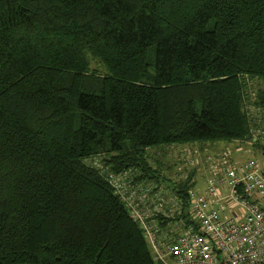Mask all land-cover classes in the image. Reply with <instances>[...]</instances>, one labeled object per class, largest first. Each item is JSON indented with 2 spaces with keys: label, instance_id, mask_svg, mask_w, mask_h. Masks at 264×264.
Listing matches in <instances>:
<instances>
[{
  "label": "trees",
  "instance_id": "1",
  "mask_svg": "<svg viewBox=\"0 0 264 264\" xmlns=\"http://www.w3.org/2000/svg\"><path fill=\"white\" fill-rule=\"evenodd\" d=\"M255 92L264 0H0V264H156L106 168L244 142Z\"/></svg>",
  "mask_w": 264,
  "mask_h": 264
},
{
  "label": "built area",
  "instance_id": "2",
  "mask_svg": "<svg viewBox=\"0 0 264 264\" xmlns=\"http://www.w3.org/2000/svg\"><path fill=\"white\" fill-rule=\"evenodd\" d=\"M252 96L243 106L250 123L243 143L259 149L249 151L248 160L215 168L216 176L198 191L190 177L183 196L180 184L166 188L157 178L143 179L140 171L117 174L106 168L108 183L141 229L156 264H264V104L256 92Z\"/></svg>",
  "mask_w": 264,
  "mask_h": 264
},
{
  "label": "rangeland",
  "instance_id": "3",
  "mask_svg": "<svg viewBox=\"0 0 264 264\" xmlns=\"http://www.w3.org/2000/svg\"><path fill=\"white\" fill-rule=\"evenodd\" d=\"M90 63L89 70L99 75L106 74V68L100 60L93 56H88ZM179 108L183 109L182 105ZM183 113V110L181 112ZM183 127L187 126L186 119L180 116ZM179 145L161 146L147 151L148 162L154 169V176L166 188H173L186 182L190 177V186L198 191L206 186V182L214 178L215 168L220 166H233L232 159L238 154H247L249 151L256 152L259 145H250L243 142L227 141H202L185 145V149ZM182 148V149H181ZM187 152L186 157H182L181 151ZM258 156V155H256ZM252 155L247 158L250 159ZM184 161H188L189 164Z\"/></svg>",
  "mask_w": 264,
  "mask_h": 264
},
{
  "label": "crops",
  "instance_id": "4",
  "mask_svg": "<svg viewBox=\"0 0 264 264\" xmlns=\"http://www.w3.org/2000/svg\"><path fill=\"white\" fill-rule=\"evenodd\" d=\"M185 147V146H184ZM184 147H182V148H184ZM181 148V149H182ZM182 153V152H181ZM249 155H250V153H247V154H245V155H243V154H238L237 156H235V157H233V161H242V160H245V159H247L248 157H249Z\"/></svg>",
  "mask_w": 264,
  "mask_h": 264
},
{
  "label": "water",
  "instance_id": "5",
  "mask_svg": "<svg viewBox=\"0 0 264 264\" xmlns=\"http://www.w3.org/2000/svg\"><path fill=\"white\" fill-rule=\"evenodd\" d=\"M249 140H251V141H255V139H254V138H252V137H250V138H249Z\"/></svg>",
  "mask_w": 264,
  "mask_h": 264
}]
</instances>
